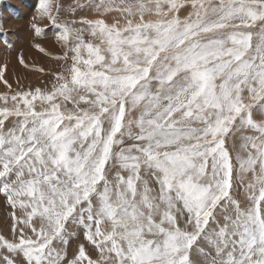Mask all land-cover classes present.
<instances>
[{"label":"snow or ice","instance_id":"1","mask_svg":"<svg viewBox=\"0 0 264 264\" xmlns=\"http://www.w3.org/2000/svg\"><path fill=\"white\" fill-rule=\"evenodd\" d=\"M87 6L101 18L75 27L39 0L33 20L62 29L63 71L0 93L13 209L0 264H264V0ZM70 221L83 235L71 258Z\"/></svg>","mask_w":264,"mask_h":264},{"label":"rangeland","instance_id":"2","mask_svg":"<svg viewBox=\"0 0 264 264\" xmlns=\"http://www.w3.org/2000/svg\"><path fill=\"white\" fill-rule=\"evenodd\" d=\"M23 1H28V0H0V14L4 13L3 9H5L4 7L8 5L11 7L10 9H14L17 12V15H16L17 17H15L16 21H22L24 18L25 21L28 20V22H29L30 12H31V10L33 11L36 8H38L39 0H29L30 2L26 5L23 3ZM58 2L61 4V10L58 14V20H59L60 24H64V23L71 24L72 21H76V24L74 26L80 27L81 25L79 24V21L83 18H88V19L101 18L94 8H90L87 6L88 0H58ZM80 4H84L85 7H83V8L78 7V5H80ZM190 10H191L190 7H186L184 10H181L179 15L183 17V16L187 15V13ZM5 11L7 13H9V11L7 9H5ZM117 16H118V14L113 12L110 14L106 13L102 18L106 19L107 22L110 23L115 18H117ZM7 31L8 32L6 34L10 35L12 37V39H6V41H8V46L10 48V49H8V52L10 54L7 51H5V48H4L5 44L1 45V42H0V49H2V52L0 50V58H1L0 64L2 62L6 61V60H2L4 58V56L6 57V56H9V55H12L15 53L16 54L18 53L16 56H20L21 53L31 54L32 51L34 50L35 44H37L38 40H39L38 37L32 36L35 34L34 31L31 33L32 35H30V34H27V30H25L24 34H22V36L17 32L16 29L15 30H7ZM61 31H62V29H60L58 26L53 25V24H49L46 26L45 29H42L41 33L47 34V38H50V36L54 32H58V34H60ZM252 31L255 32L256 30L252 29ZM19 35H20V37H19ZM2 39H5V35H4V38H2ZM39 44H43V43H39ZM15 45H18L19 48H17L14 51L11 48ZM3 49H4V52H3ZM35 51L37 52L38 50L36 49ZM1 53L3 54V56ZM8 58H11V57H8ZM56 61L57 60L54 59L52 61V64L49 65L48 67H46L37 76V77H39L42 73L44 74L43 80H44L45 87L50 88L52 83L55 82L54 73L58 72L56 69L57 67L55 66ZM17 64L21 65L19 63V61H17ZM60 64L62 65L63 63L60 61ZM0 67L4 68V65H1ZM7 76H8V73L5 70L3 79L0 80V82H4L7 79ZM32 81L33 80H30V82H32ZM42 82L43 81H40V83H42ZM40 83H37L36 86H38ZM17 86H19V85H17ZM17 86L14 88V90L17 88ZM33 86H35V85H33ZM11 88H13V87H11ZM21 88H24V87H21ZM11 90H13V89H11ZM11 90H8V91H11ZM0 93H2V92H0ZM2 103L3 102L0 101V104H2ZM69 107H71V105H69ZM255 115L258 116L259 113L257 112V113H255ZM12 123H14L13 120L6 122V127H10L12 125ZM234 139H236V140L239 139L238 133H234L233 136H230L228 139L227 146L230 150L232 149ZM150 186H154V181H151V179H150ZM233 195H234V197H239L241 200L244 199V194L238 187L234 186ZM12 211H13V209L7 203L6 198L3 195H0V235H4L8 239L12 238V231H11V225H12L11 213H12ZM67 230H68V233H67L66 239L68 240V243L66 245H62V247L66 249L69 258H71L73 252L77 249L78 244L83 242V235L81 233L80 227L78 225L72 223L71 221L67 225ZM191 258L194 262H196L198 260L202 261V259H203L202 257H199L198 253L195 251H193Z\"/></svg>","mask_w":264,"mask_h":264},{"label":"bare ground","instance_id":"3","mask_svg":"<svg viewBox=\"0 0 264 264\" xmlns=\"http://www.w3.org/2000/svg\"><path fill=\"white\" fill-rule=\"evenodd\" d=\"M30 1H23V3L26 5ZM5 9L9 11L7 13L4 10V13L0 14V42L1 45L5 44V51L8 52L9 46H8V41L6 39H12L10 35H7L6 33L8 32L7 30H17V32L22 36L24 34V31L27 30V34L32 35L31 33L34 31L31 27L33 23H36L41 29H45L47 25L50 23L44 19V20H33V17L36 16V9L31 10L30 12V17H29V22L28 20L25 21L24 18L22 21H16L15 17H17V12L14 9H10V6H5ZM110 14V13H109ZM106 20V19H105ZM107 21V20H106ZM109 21V20H108ZM5 35V39L4 35ZM19 35V37H20ZM36 36L39 38L38 43H43L40 44L41 47L45 49V51L48 53V55H45L44 53L40 52L36 47H34V50L32 51L31 54L29 53H21L20 56H16L17 54H12L9 56H4L2 60H6L0 64L4 65V69L7 71L8 76H7V83L11 85V91H14V88L17 86V89H23V90H34L35 88L39 87L41 89L45 88L44 84V74L42 73L39 77L38 74H40V71H36L35 69L37 68H43V70L48 67L49 65L52 64V61L54 60L53 57L61 55L62 54V45L60 42H58L57 37L59 36L58 32H54L50 38H47V34L40 33L38 36L36 34L32 35ZM18 45L13 46L11 49L16 50L19 48ZM38 50L37 52L35 50ZM2 52V49H0ZM4 52V49H3ZM17 52V51H16ZM9 53V52H8ZM2 54V53H1ZM10 54V53H9ZM3 56V54H2ZM23 57L25 64L28 65V67H25L24 65H19L17 64V61L20 57ZM11 57V58H8ZM1 59V58H0ZM63 63V61H61ZM63 65V64H62ZM62 65L60 64V61H56V69L57 71H63ZM30 80H33L30 82ZM40 81H43L40 83ZM27 82V83H26ZM37 83H40L38 86H36ZM35 85V86H33ZM24 87V88H21ZM9 89H6V86L4 82H0V92L4 93L8 91ZM89 251L91 252V247L89 246ZM93 255H95L93 253Z\"/></svg>","mask_w":264,"mask_h":264}]
</instances>
